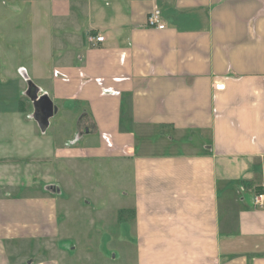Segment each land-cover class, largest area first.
<instances>
[{
  "label": "crops",
  "instance_id": "0c3cea01",
  "mask_svg": "<svg viewBox=\"0 0 264 264\" xmlns=\"http://www.w3.org/2000/svg\"><path fill=\"white\" fill-rule=\"evenodd\" d=\"M13 37L32 59L0 64V264H83L66 193L104 173L130 204L98 244L264 264V0H0L2 54Z\"/></svg>",
  "mask_w": 264,
  "mask_h": 264
},
{
  "label": "rangeland",
  "instance_id": "374dc122",
  "mask_svg": "<svg viewBox=\"0 0 264 264\" xmlns=\"http://www.w3.org/2000/svg\"><path fill=\"white\" fill-rule=\"evenodd\" d=\"M6 43H15L17 38L6 39ZM7 48V45H6ZM1 49V47H0ZM10 49V50H9ZM10 54H2L0 52V64L6 60L8 63L19 62L21 59L23 64L32 59V55L27 53H18L17 43L13 48L8 47ZM21 50H24L21 48ZM101 178L96 179L94 175L88 179L84 185L77 182L76 187L71 193H66L68 201L71 204L72 214L70 219L75 223L78 230L77 234L84 232V235L93 239L94 247L87 248L82 251L81 256L83 264H135L134 253L131 252V247L120 245H100L98 244L100 233H108L112 230H99V226L95 224L99 220L103 221V211L106 210L104 217H107L110 209H117L118 207H125L130 204L128 197L122 193L119 187V182L114 179L112 173L100 174ZM122 184V183H121ZM111 186H113L111 188ZM112 192V193H110ZM91 202V203H90ZM129 207V206H128ZM102 213V214H101ZM109 220V219H108ZM107 241V237L104 238ZM99 245V246H98ZM122 248V252L119 253ZM90 250V251H88ZM90 255H87V254ZM103 256L104 262L98 259Z\"/></svg>",
  "mask_w": 264,
  "mask_h": 264
},
{
  "label": "built area",
  "instance_id": "2783aa9c",
  "mask_svg": "<svg viewBox=\"0 0 264 264\" xmlns=\"http://www.w3.org/2000/svg\"><path fill=\"white\" fill-rule=\"evenodd\" d=\"M147 24L149 27L157 29H164L166 27V24L162 18V12L158 7H155L149 14ZM104 39V36H89V40L93 43H95L96 41H103ZM224 88V83H219L215 85V89ZM253 204L257 208L264 209V191L254 194Z\"/></svg>",
  "mask_w": 264,
  "mask_h": 264
},
{
  "label": "water",
  "instance_id": "95a60500",
  "mask_svg": "<svg viewBox=\"0 0 264 264\" xmlns=\"http://www.w3.org/2000/svg\"><path fill=\"white\" fill-rule=\"evenodd\" d=\"M52 113V108L47 104H43L42 106V121L45 122L47 117Z\"/></svg>",
  "mask_w": 264,
  "mask_h": 264
}]
</instances>
